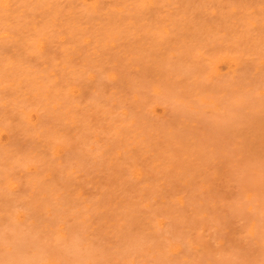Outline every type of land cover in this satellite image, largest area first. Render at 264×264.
<instances>
[{
	"label": "rangeland",
	"instance_id": "1",
	"mask_svg": "<svg viewBox=\"0 0 264 264\" xmlns=\"http://www.w3.org/2000/svg\"><path fill=\"white\" fill-rule=\"evenodd\" d=\"M94 2L0 0V262L261 264L264 0Z\"/></svg>",
	"mask_w": 264,
	"mask_h": 264
},
{
	"label": "bare ground",
	"instance_id": "2",
	"mask_svg": "<svg viewBox=\"0 0 264 264\" xmlns=\"http://www.w3.org/2000/svg\"><path fill=\"white\" fill-rule=\"evenodd\" d=\"M10 2H11V0H3V4L6 6V5H9L10 4ZM151 2H154V0H151ZM98 3V0H95V2L93 3L94 5L95 4H97ZM149 3H150V1H149ZM153 4V3H152ZM112 78H114V76H112ZM45 264H60V263H58V262H56V261H50V262H48V263H45Z\"/></svg>",
	"mask_w": 264,
	"mask_h": 264
},
{
	"label": "snow or ice",
	"instance_id": "3",
	"mask_svg": "<svg viewBox=\"0 0 264 264\" xmlns=\"http://www.w3.org/2000/svg\"><path fill=\"white\" fill-rule=\"evenodd\" d=\"M262 8H264V3H262ZM262 218H264V211H262ZM0 264H16V262L5 261V262H0ZM238 264H244V262H238ZM261 264H264V261H262Z\"/></svg>",
	"mask_w": 264,
	"mask_h": 264
}]
</instances>
